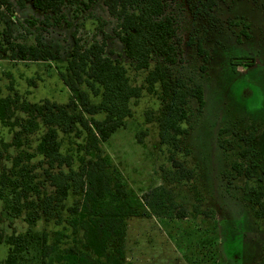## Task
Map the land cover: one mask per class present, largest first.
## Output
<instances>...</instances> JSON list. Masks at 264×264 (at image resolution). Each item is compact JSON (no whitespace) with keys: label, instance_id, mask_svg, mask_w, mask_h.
Wrapping results in <instances>:
<instances>
[{"label":"rangeland","instance_id":"rangeland-1","mask_svg":"<svg viewBox=\"0 0 264 264\" xmlns=\"http://www.w3.org/2000/svg\"><path fill=\"white\" fill-rule=\"evenodd\" d=\"M9 1L0 8V97L12 100L10 124L0 118V264H75L74 249L90 252L71 210L83 202L84 190H71L61 202L55 199L50 175L69 166H53L38 152L46 131L40 117L34 131L25 130L30 119L26 104L56 103L81 112L79 106L74 109L80 103L78 90H71L61 76L77 39L84 48L105 40V55L121 60L132 84L145 87L141 98L132 101L125 127L101 143L114 183L140 205L146 192L163 186L189 213L185 218L155 213L127 218L124 238L111 245L122 247V264H264V222L254 217L246 190L264 186L259 181L264 166V0H219L214 17L197 14L185 0H167L180 56L175 64L154 57L152 66L162 62L173 77L190 86L201 84L205 93L201 111L190 97L189 118L183 123L188 133L176 145L160 137L161 85L155 93L146 89L148 71L135 70L126 56L115 34L120 19L105 0L67 3L60 13L41 11L29 0H22L23 5ZM246 24L250 37L238 42ZM199 43L207 59L199 53ZM20 46L49 50L52 56L36 58ZM240 55L255 57V65L234 69L231 58ZM78 88L87 92L91 104L101 102L96 88ZM104 116L95 115L99 120ZM76 128L60 132L59 139L62 153L78 170L81 158L96 154L85 150V135L78 136ZM251 133L255 152L242 157ZM241 168H251L254 177L240 174Z\"/></svg>","mask_w":264,"mask_h":264},{"label":"trees","instance_id":"trees-1","mask_svg":"<svg viewBox=\"0 0 264 264\" xmlns=\"http://www.w3.org/2000/svg\"><path fill=\"white\" fill-rule=\"evenodd\" d=\"M20 4L24 2L19 0ZM33 6L41 11L53 13L62 12L67 3L78 0H29ZM93 1V0H90ZM197 14L214 17L213 11L219 0H185ZM109 12L120 19V25L115 30L116 36L125 45V53L132 62L135 70L148 71L146 89L155 93L157 84L161 85L164 108L159 118L160 137L163 143L178 144L180 136L188 133L183 123L189 118L190 97L195 98L199 110L205 105V93L201 84L190 86L182 78L173 77L169 69L163 67L162 62L152 66L154 57L163 58L168 64L178 62L180 43L175 17L168 12L167 0H105ZM11 5L9 0H0V8ZM230 24L237 25L233 20ZM249 25L246 24L238 34V42L242 36L250 37ZM9 41V38H7ZM77 39L71 58L67 62L66 70L61 72L65 84L73 91L78 90L80 103L74 104V109L81 108V112L70 111L67 105L46 102L44 104H26L25 110L30 119L25 125L27 131H34L37 118H41L46 127L39 144L38 152L51 165L69 166L68 170L60 169L58 173L50 175L54 186L55 199L61 202L68 198L71 190L78 192L83 189V202L72 207L74 226L83 230L85 246L90 252L73 250L71 258L75 264H122L123 249H111L115 242L122 241L125 235V220L129 217L141 216L144 213L185 218L188 209L178 205L171 192L163 186H158L146 192L143 204L123 188L122 184L114 183L108 172V158L103 155L101 143L108 141L119 129L124 128L126 120L132 114L131 103L138 100L145 87L132 84L127 66L119 59L105 55V40L95 41L88 47L80 45ZM23 52H30L36 58L52 56L51 51H40L38 47L20 46ZM198 51L207 59V50L202 43L198 44ZM232 65L242 64L244 67L255 65V57L251 55L233 56ZM79 84H86L96 88V94L102 96L99 104H91L86 91L79 90ZM12 100L0 97V118L8 125L11 114ZM88 114L90 117H86ZM104 113L103 119L95 117ZM77 127V128H76ZM74 128L78 136L84 134L87 145L85 150L94 151L95 158H81L79 169L72 166L71 157L61 151L60 132L70 133ZM253 133L245 137L248 146L241 150V156L254 153L252 145ZM184 170V166H178ZM186 171V170H185ZM240 174L253 178L251 168L239 169ZM260 182H264V166L261 167ZM250 195L253 214L257 220L264 222V186L246 187ZM51 198L46 203L50 204ZM168 202L171 205H168ZM144 208L145 211L142 210ZM167 208V209H166ZM21 237L16 239L18 249L22 246ZM2 241L0 235V243ZM13 250V248H12ZM16 252L17 250H13ZM12 255H14L12 253ZM10 255V262H15ZM61 264V263H57Z\"/></svg>","mask_w":264,"mask_h":264}]
</instances>
